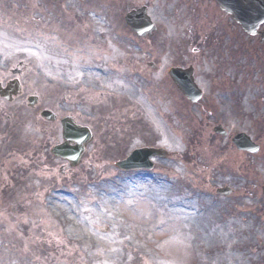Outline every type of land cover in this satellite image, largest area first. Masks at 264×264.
Wrapping results in <instances>:
<instances>
[{
	"label": "rangeland",
	"instance_id": "374dc122",
	"mask_svg": "<svg viewBox=\"0 0 264 264\" xmlns=\"http://www.w3.org/2000/svg\"><path fill=\"white\" fill-rule=\"evenodd\" d=\"M175 1L0 0V81L21 61L27 67L24 95L0 100V264H264V69L246 66L242 82L212 78L203 49L179 33L193 29ZM144 4L158 30L141 38L124 16ZM190 65L205 93L198 104L168 75ZM44 109L58 120L42 118ZM66 116L93 133L77 166L51 153ZM218 123L229 138L251 134L261 152L235 151L214 133ZM141 146L168 154L152 158V169L117 166ZM40 154L42 170L32 163ZM131 177L143 179L144 193L123 192ZM160 185L162 195H151ZM225 185L229 196L217 193ZM174 199L192 201L195 219L175 213Z\"/></svg>",
	"mask_w": 264,
	"mask_h": 264
},
{
	"label": "flooded vegetation",
	"instance_id": "af4514ba",
	"mask_svg": "<svg viewBox=\"0 0 264 264\" xmlns=\"http://www.w3.org/2000/svg\"><path fill=\"white\" fill-rule=\"evenodd\" d=\"M238 6L242 11L247 8L260 12L264 11V0H242ZM226 9L217 0H176L174 5V12L188 20L193 30L208 32L209 38L201 44L220 48L217 57L243 64L264 62V20L259 24L252 21L254 32H248ZM229 46L236 47L237 58L228 51Z\"/></svg>",
	"mask_w": 264,
	"mask_h": 264
},
{
	"label": "water",
	"instance_id": "95a60500",
	"mask_svg": "<svg viewBox=\"0 0 264 264\" xmlns=\"http://www.w3.org/2000/svg\"><path fill=\"white\" fill-rule=\"evenodd\" d=\"M126 20L130 26H132L139 34H146L147 31L151 32V28L153 27L150 17L147 15V9H139L138 11H133L126 16ZM171 75L174 80L178 84L179 88L184 92V94L190 98L192 101H197L200 99L202 92L198 88L193 73L194 70L192 68L188 69H171ZM33 101V99H32ZM47 118H54V115L50 111H45L43 113ZM66 124V132L65 137L67 140L76 139L80 144L87 141L90 138V133L87 129H79L78 127L72 126L69 124L68 120L64 121ZM249 139V138H248ZM245 136L239 135L235 141L240 147L255 149L253 151H257L258 148L253 145ZM80 147L68 148L67 150L63 147H58V152H60L63 156L73 155L71 158L74 163H76L79 159ZM162 154L161 150H152V149H139L136 150L131 158L128 161H124L120 163L122 167L131 168V167H141L148 166V158L152 155ZM138 158L137 162L130 163L131 159ZM264 191V187H263ZM226 194H229L230 191H225Z\"/></svg>",
	"mask_w": 264,
	"mask_h": 264
},
{
	"label": "bare ground",
	"instance_id": "6f19581e",
	"mask_svg": "<svg viewBox=\"0 0 264 264\" xmlns=\"http://www.w3.org/2000/svg\"><path fill=\"white\" fill-rule=\"evenodd\" d=\"M87 74L90 77L91 76L90 74H92V73L87 72ZM108 91H110V89H108ZM128 93L133 94L134 96H136V92L133 89H130L128 91ZM111 128L114 129L115 128V125H113ZM118 130H120V129L117 128V131ZM115 133L116 132L114 131V134ZM48 138L50 139V136ZM110 154H112V153H110ZM36 159L37 160L33 161L32 163H34L39 170L44 169L45 168V166L43 165L44 160L42 159L41 154L38 155L36 157ZM32 160H34V157L32 158ZM211 179L212 178L209 177V179H203V181L209 183ZM143 184H144V181L140 177H131V178H129L128 181H124L123 182V185H124V187L127 190V191H124L123 190V192H127L129 195H134V194L138 193L139 191L142 192V193H144V190L142 189V185ZM160 186L161 187H159V188L153 189V191L151 192V195H154L155 197L156 196H161L162 193L164 192L163 190L166 188V186H163V185H160ZM116 194H117V191H113V192L106 193V195L103 197V204L106 207L109 206L110 205V202H109L110 201V198H111V200H113V198L115 197ZM62 199H63L62 196L56 195L55 204L56 205H62L61 204ZM65 206H66V208L67 207L68 208H71L70 205H65ZM171 207L175 211V213H178L179 215H181L186 222L192 221V219H195V217L198 214L197 210H195V208L193 206V202L192 201H185L183 199H179V200L174 199V201L171 202ZM59 210L62 213H64V209L61 206H59ZM76 230L78 231V229H76ZM80 232L83 235L88 236L87 235L88 233L85 232V230L81 229ZM205 239L207 240V238H205ZM108 260L109 261H112L113 258H111V259L108 258Z\"/></svg>",
	"mask_w": 264,
	"mask_h": 264
}]
</instances>
